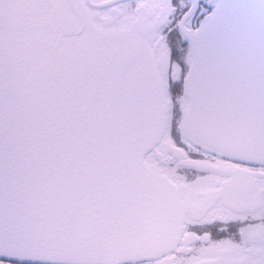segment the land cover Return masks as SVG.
Returning <instances> with one entry per match:
<instances>
[{
    "label": "snow or ice",
    "instance_id": "1",
    "mask_svg": "<svg viewBox=\"0 0 264 264\" xmlns=\"http://www.w3.org/2000/svg\"><path fill=\"white\" fill-rule=\"evenodd\" d=\"M0 264H264V0H0Z\"/></svg>",
    "mask_w": 264,
    "mask_h": 264
}]
</instances>
